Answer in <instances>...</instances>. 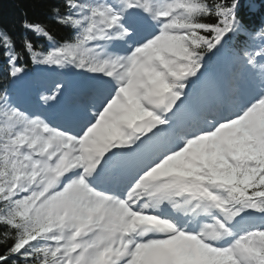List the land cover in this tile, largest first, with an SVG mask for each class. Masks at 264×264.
Segmentation results:
<instances>
[{
  "label": "snow or ice",
  "instance_id": "6c2138e0",
  "mask_svg": "<svg viewBox=\"0 0 264 264\" xmlns=\"http://www.w3.org/2000/svg\"><path fill=\"white\" fill-rule=\"evenodd\" d=\"M261 5L57 0L66 34L25 13L19 41L0 22V264H264Z\"/></svg>",
  "mask_w": 264,
  "mask_h": 264
},
{
  "label": "trees",
  "instance_id": "16d2710c",
  "mask_svg": "<svg viewBox=\"0 0 264 264\" xmlns=\"http://www.w3.org/2000/svg\"><path fill=\"white\" fill-rule=\"evenodd\" d=\"M57 3V0H0V22L10 29L14 37L19 41L20 23L27 17L33 21L46 24L57 38L63 37L66 30L60 28L52 19L51 8ZM259 4V0H257ZM264 7V5H261ZM246 19L255 26L260 23L261 15L259 12L247 15ZM19 47V43L17 44Z\"/></svg>",
  "mask_w": 264,
  "mask_h": 264
}]
</instances>
